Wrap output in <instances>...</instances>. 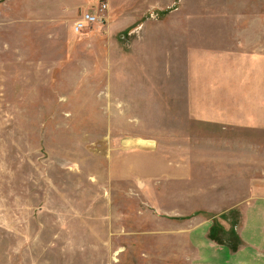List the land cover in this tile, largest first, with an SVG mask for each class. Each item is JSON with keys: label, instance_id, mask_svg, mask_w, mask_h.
Returning <instances> with one entry per match:
<instances>
[{"label": "rangeland", "instance_id": "374dc122", "mask_svg": "<svg viewBox=\"0 0 264 264\" xmlns=\"http://www.w3.org/2000/svg\"><path fill=\"white\" fill-rule=\"evenodd\" d=\"M0 264H264V0H0Z\"/></svg>", "mask_w": 264, "mask_h": 264}, {"label": "built area", "instance_id": "2783aa9c", "mask_svg": "<svg viewBox=\"0 0 264 264\" xmlns=\"http://www.w3.org/2000/svg\"><path fill=\"white\" fill-rule=\"evenodd\" d=\"M106 18L99 14V11L93 13V12H87L84 13L83 16L76 21L75 23V30L78 33H81V31H84L88 29L91 26L98 25L102 26L106 23Z\"/></svg>", "mask_w": 264, "mask_h": 264}]
</instances>
